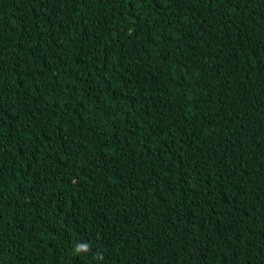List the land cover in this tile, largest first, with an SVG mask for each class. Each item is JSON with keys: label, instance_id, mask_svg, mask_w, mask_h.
Segmentation results:
<instances>
[{"label": "trees", "instance_id": "16d2710c", "mask_svg": "<svg viewBox=\"0 0 264 264\" xmlns=\"http://www.w3.org/2000/svg\"><path fill=\"white\" fill-rule=\"evenodd\" d=\"M0 264H264V0H0Z\"/></svg>", "mask_w": 264, "mask_h": 264}, {"label": "clouds", "instance_id": "9594fccd", "mask_svg": "<svg viewBox=\"0 0 264 264\" xmlns=\"http://www.w3.org/2000/svg\"><path fill=\"white\" fill-rule=\"evenodd\" d=\"M75 253H86L90 251V246L87 243H78L74 247Z\"/></svg>", "mask_w": 264, "mask_h": 264}]
</instances>
